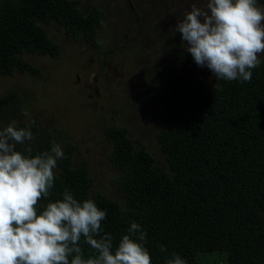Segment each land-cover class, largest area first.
I'll return each mask as SVG.
<instances>
[{"label": "trees", "instance_id": "obj_1", "mask_svg": "<svg viewBox=\"0 0 264 264\" xmlns=\"http://www.w3.org/2000/svg\"><path fill=\"white\" fill-rule=\"evenodd\" d=\"M257 6L264 7V0ZM104 16L96 5L84 11L81 0H0V76L16 70L40 76L41 68L26 53L62 56L47 24L98 47ZM183 42L177 35L172 52L184 72L170 84L168 68L161 65L153 86L152 100L161 105L153 119L169 124L157 134L165 166L136 144L127 126L108 125L113 183L122 200L93 191L89 162L76 164V146L68 144L57 160L50 196L38 210L62 199L67 189L106 212L101 227L114 247L132 222L140 224L152 264H167L173 253L186 264H264V57L250 82L218 79L208 85ZM25 111L19 92L1 95L0 130L13 122L30 127V155L50 151L58 129L39 119L27 122ZM24 147L17 144L16 150ZM80 245L85 258L94 255L83 237Z\"/></svg>", "mask_w": 264, "mask_h": 264}, {"label": "rangeland", "instance_id": "obj_2", "mask_svg": "<svg viewBox=\"0 0 264 264\" xmlns=\"http://www.w3.org/2000/svg\"><path fill=\"white\" fill-rule=\"evenodd\" d=\"M193 2L81 0L84 11L96 5L105 12L98 47L74 40L47 24L50 37L62 46V56L56 59L24 54L28 62L41 68L42 74L16 70L13 75L0 76V96L12 90L19 92L26 109L25 120L39 119L44 126L57 128L55 140L62 151L73 144L75 163L89 162L95 180L93 191L122 200L113 183L117 172L110 162L112 144L105 129L111 124L127 126L136 144L146 146L157 163L165 166L157 134L169 124L153 119L161 110V105L152 100L153 86L161 65L168 68L170 84L184 72L172 50L176 36L182 35L176 26ZM199 74L206 84H218L207 66L200 67Z\"/></svg>", "mask_w": 264, "mask_h": 264}, {"label": "clouds", "instance_id": "obj_3", "mask_svg": "<svg viewBox=\"0 0 264 264\" xmlns=\"http://www.w3.org/2000/svg\"><path fill=\"white\" fill-rule=\"evenodd\" d=\"M176 31L196 64L217 79L250 82L261 64L264 9L257 0H194ZM33 139L30 127L15 122L0 130V264H152L141 225L132 222L114 247L101 227L106 212L92 199L81 202L66 189L62 199L38 210L50 196L64 152L53 143L50 151L32 156ZM17 144L25 146L23 152ZM82 237L94 255L85 258ZM160 251L167 249L162 245ZM167 264L186 261L173 253Z\"/></svg>", "mask_w": 264, "mask_h": 264}, {"label": "flooded vegetation", "instance_id": "obj_4", "mask_svg": "<svg viewBox=\"0 0 264 264\" xmlns=\"http://www.w3.org/2000/svg\"><path fill=\"white\" fill-rule=\"evenodd\" d=\"M130 3V5L132 6V3L131 2H129ZM199 71H200V69H199Z\"/></svg>", "mask_w": 264, "mask_h": 264}]
</instances>
